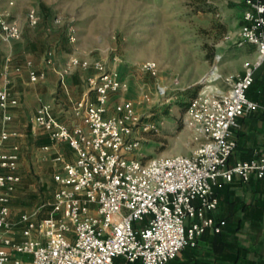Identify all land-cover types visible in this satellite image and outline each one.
<instances>
[{
	"label": "built area",
	"instance_id": "1",
	"mask_svg": "<svg viewBox=\"0 0 264 264\" xmlns=\"http://www.w3.org/2000/svg\"><path fill=\"white\" fill-rule=\"evenodd\" d=\"M9 15L0 11V41L8 44L23 38L19 21ZM28 22L32 27L40 23L35 9ZM239 35L255 46L256 59L245 62L243 75L226 78L225 90L202 89L190 99L184 125L202 141L189 155L143 157L141 132L158 131V124L144 121L139 112L151 93L145 91L137 100L129 96L130 80L115 66L71 56L60 72L62 83L76 68L93 70L87 84L96 100L89 93L74 103L73 113L81 120L74 125L55 116L51 104L39 105L33 124L51 140L42 149L55 152L56 190L51 202L17 219L11 200L22 180L21 153L20 145L9 141L18 135L10 124L11 109L20 101L10 87L13 55L8 54L0 83V264H115L117 258L125 264H168L185 248L197 247L208 230L220 233L224 221L216 216L217 189L236 177L244 182L264 178V153L231 163L240 118L256 111L264 115V103L247 95L264 66V0H244ZM67 36L71 43L76 40L72 28ZM120 61L114 58V63ZM27 66L31 83L46 78L31 61ZM136 69L157 79L155 93L166 97L169 86L159 80L157 61L147 60ZM114 95V113L108 114ZM61 146H68L74 157ZM47 207L49 216L41 217Z\"/></svg>",
	"mask_w": 264,
	"mask_h": 264
},
{
	"label": "rangeland",
	"instance_id": "2",
	"mask_svg": "<svg viewBox=\"0 0 264 264\" xmlns=\"http://www.w3.org/2000/svg\"><path fill=\"white\" fill-rule=\"evenodd\" d=\"M241 4V0H15L10 5L9 0H0V11L18 20L23 30V41L11 45L0 41V72L8 52L17 54L16 62L20 63L24 45L37 39L41 40L38 60L42 63L51 46L57 65L73 55L102 60L131 81L132 97L140 100L143 92L151 93L150 100L139 105V112L144 121L157 123L158 131L141 132L143 157L189 155L202 141L184 125L190 99L202 89L225 90L229 87L225 78L254 57L239 35ZM31 9L40 15L36 27L28 22ZM69 28L76 35L73 43L67 36ZM117 56L121 61L114 63ZM147 60L160 66L159 80L169 86L165 98L155 93L157 79L136 69ZM215 69L221 77L210 81ZM93 73L74 69L80 85L71 93L73 97L87 90V77ZM52 84L48 98L60 104L64 93L59 83ZM24 88L29 90L30 86ZM22 138V180L11 200L15 219L26 210L51 202L56 190L53 156L35 148L31 137ZM50 209L47 207L41 217L49 216ZM16 255L32 259L30 254Z\"/></svg>",
	"mask_w": 264,
	"mask_h": 264
},
{
	"label": "crops",
	"instance_id": "3",
	"mask_svg": "<svg viewBox=\"0 0 264 264\" xmlns=\"http://www.w3.org/2000/svg\"><path fill=\"white\" fill-rule=\"evenodd\" d=\"M241 2L239 9L242 25L244 0H241ZM52 37H54V33H52ZM20 41H23V38ZM40 41L37 39L35 42L29 41L24 45L25 48H23L21 53L23 58L20 63L16 62L17 54L14 55L12 51L6 54V56L8 54L13 55L10 87L13 94L20 101L18 106L11 109L13 121L10 127L12 130L17 131L18 135L9 141V145L18 143L21 155V143L25 140L22 137H31L32 145L39 149L51 144V140L46 134L36 130L33 124L34 116L41 102L51 104L52 113L55 116L69 125H74L81 121L73 113L74 103L89 93L91 98L94 101L96 100L95 92H92L88 85L87 90L83 94L77 93V95L79 94L78 97L71 95L80 85L79 81L75 80L72 72L65 75L64 83H62L60 72L64 70L67 62L57 65L54 59L55 49L53 46L48 49V56L43 63L38 60L41 54ZM2 43L5 45L12 44ZM249 48L252 50L251 54L254 57L247 61H254L257 56L255 46L249 44ZM50 51H53L52 55H49ZM28 61L32 62V66L36 70L46 72L44 80L37 84L30 82ZM244 64L245 62L241 64L239 72L226 78L243 75ZM4 65L5 59L0 72V83L3 81L2 72ZM16 67H20L21 71L16 72ZM256 72L257 80L250 95L254 100L264 103V66ZM120 74L123 78H126L121 71ZM54 82L60 84L64 93V96H60L63 99L60 104L48 98V95L52 92L51 87L54 86L52 84ZM26 86H30V89L26 90L24 88ZM32 86H35V88L33 89ZM133 92V85L131 84L129 96L132 97ZM117 98L118 96L116 95L112 97L108 114L114 113ZM30 130L31 133L29 132ZM236 137L237 147L231 157V163L249 160L260 153H264V115L260 111H256L240 118V127L236 130ZM21 138L22 142L19 141ZM60 150L69 158L72 159L74 157L73 151L68 146H61ZM48 153L52 156L55 155L53 150ZM217 193L219 196V207L216 216L219 220L224 221L223 230L220 233L208 230L199 240L197 247L185 248L168 264H264V178L244 182L236 177L221 189H217ZM116 264H125V261L122 258H118Z\"/></svg>",
	"mask_w": 264,
	"mask_h": 264
},
{
	"label": "trees",
	"instance_id": "4",
	"mask_svg": "<svg viewBox=\"0 0 264 264\" xmlns=\"http://www.w3.org/2000/svg\"><path fill=\"white\" fill-rule=\"evenodd\" d=\"M210 59H212V56H210ZM256 80H257V72L255 73V81H254V83L252 84V86L249 88V90L247 92V95L253 100H254V98L251 97L250 93H251V90L254 89V85L256 83ZM45 141H47V140H45ZM116 261H117V259H116ZM116 261H115V264H116Z\"/></svg>",
	"mask_w": 264,
	"mask_h": 264
},
{
	"label": "bare ground",
	"instance_id": "5",
	"mask_svg": "<svg viewBox=\"0 0 264 264\" xmlns=\"http://www.w3.org/2000/svg\"><path fill=\"white\" fill-rule=\"evenodd\" d=\"M218 76V73L216 72V69L213 70L212 75H210V81L213 80V78H216Z\"/></svg>",
	"mask_w": 264,
	"mask_h": 264
}]
</instances>
